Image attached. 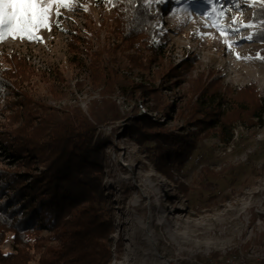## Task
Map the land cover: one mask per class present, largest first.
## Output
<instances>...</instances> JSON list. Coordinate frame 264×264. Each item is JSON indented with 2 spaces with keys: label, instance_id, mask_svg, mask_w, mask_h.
<instances>
[{
  "label": "rangeland",
  "instance_id": "obj_1",
  "mask_svg": "<svg viewBox=\"0 0 264 264\" xmlns=\"http://www.w3.org/2000/svg\"><path fill=\"white\" fill-rule=\"evenodd\" d=\"M69 3L53 16L59 26L53 22L50 30L40 29V40L8 37L0 41V55L24 57L34 68L25 89L57 111L72 108L92 122L89 109L100 111L107 99L116 103L118 118L108 115L95 126L103 142L100 186L112 205L110 264H143L147 249L160 264H264V125H246L239 105L231 103L240 101L239 90L249 86L264 100V43L247 39L258 29L253 5H264V0H146L155 15V34L168 38L162 65L144 76L158 91V105L140 94L134 100L108 97L91 84L86 69L69 64L74 31L82 35L85 26L95 29L103 21L107 25L100 42L111 33L108 0ZM159 3L165 9L156 16ZM249 22L253 27L241 26ZM217 24L223 32L212 26ZM93 42L98 45L94 36ZM126 76L138 82L136 76ZM203 90L224 97L225 110L231 114L235 109L241 119L225 132L226 142L217 135H198L190 159L173 179L165 178L147 157V144L139 145L130 130L139 118L148 117L173 136L193 132L186 114ZM4 121L0 116V124ZM12 162L0 149V168L13 169ZM176 233L180 237L173 239L170 234ZM11 243L8 235L0 252L11 253Z\"/></svg>",
  "mask_w": 264,
  "mask_h": 264
},
{
  "label": "trees",
  "instance_id": "obj_2",
  "mask_svg": "<svg viewBox=\"0 0 264 264\" xmlns=\"http://www.w3.org/2000/svg\"><path fill=\"white\" fill-rule=\"evenodd\" d=\"M157 7L156 16L163 15L165 5ZM110 8L111 33L103 42V21L95 29L85 26L82 35L72 33L69 64L86 69L91 84L108 97L120 94L134 100L140 94L143 101L160 104L158 91L144 76L162 65L168 38L155 34V15L146 0H112ZM83 12L90 15L89 8ZM99 13L103 16L100 7ZM252 21L258 26L252 37L264 43V5L256 4ZM33 75L24 57L0 55V116L5 120L0 124V149L14 167L0 168V244L12 237V252H0V264H29L36 257L37 264H110L112 205L100 186L103 142L95 126L108 115L118 118V107L104 100L100 111L88 110L92 122L72 108L57 111L25 89ZM126 75L136 76L138 82ZM239 93L240 101L231 103L239 105L246 125H264V100L256 89L249 86ZM8 96L13 99L6 101ZM195 103L186 114L193 132L173 136L148 117L139 118L130 130L139 145L147 144V157L165 178L173 179L190 159L198 135H217L226 142L225 132L241 119L235 109L231 114L225 110L227 102L216 92L201 91ZM169 146L175 147L167 151Z\"/></svg>",
  "mask_w": 264,
  "mask_h": 264
},
{
  "label": "snow or ice",
  "instance_id": "obj_3",
  "mask_svg": "<svg viewBox=\"0 0 264 264\" xmlns=\"http://www.w3.org/2000/svg\"><path fill=\"white\" fill-rule=\"evenodd\" d=\"M127 2L131 4L132 0H127ZM108 3H112V0H108ZM69 7V0H0V41L8 37L40 40L36 33L40 29L50 30L53 22L59 26L58 21H53V16L60 15V8ZM233 22H237L235 18ZM261 24H264V21H261ZM212 26L217 27L221 32L224 31L218 24ZM241 26L250 28L253 27V23L249 22ZM233 31H238V29H233ZM252 38V35L247 37L249 40ZM261 38L264 39V33L261 34ZM225 43L228 42L225 41ZM237 58L240 57L237 56Z\"/></svg>",
  "mask_w": 264,
  "mask_h": 264
},
{
  "label": "bare ground",
  "instance_id": "obj_4",
  "mask_svg": "<svg viewBox=\"0 0 264 264\" xmlns=\"http://www.w3.org/2000/svg\"><path fill=\"white\" fill-rule=\"evenodd\" d=\"M158 207H159V210L162 208V204L160 202L158 203ZM170 235H171V237L173 239H178V237H180V234H178V233H176V234H170ZM147 240L150 242V239L149 238H147ZM144 256H145V260H144V263L143 264H147V263L148 264H160L158 262V259L154 258V255L152 254V252H151L150 249H147L146 250ZM120 257H121V254L119 255L118 258H120Z\"/></svg>",
  "mask_w": 264,
  "mask_h": 264
}]
</instances>
